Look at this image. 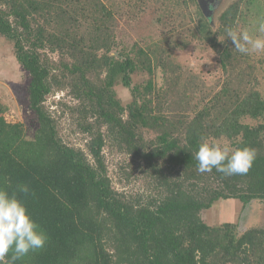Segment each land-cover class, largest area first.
<instances>
[{
	"label": "trees",
	"instance_id": "16d2710c",
	"mask_svg": "<svg viewBox=\"0 0 264 264\" xmlns=\"http://www.w3.org/2000/svg\"><path fill=\"white\" fill-rule=\"evenodd\" d=\"M176 3L197 17V32L222 67L233 70V79L207 102L195 103V78L172 63L169 48L120 47L119 19L109 0H0V37L13 43L30 76L29 108L39 124L28 139L23 124L0 104V188L15 192L48 236L42 249L15 264H264V226L242 231L238 222L205 220L215 207L225 216V205L234 200L245 209L264 205V124L244 122L264 117V97L239 88L242 54L226 37L243 20L241 1L224 9L217 32L198 0ZM116 50L119 55L110 54ZM50 54L60 59L54 62ZM135 74L145 78L133 85ZM119 85L133 92L127 106L115 91ZM64 90L77 101L79 129L89 136L85 149L64 142L45 107L49 95ZM145 130L155 138L147 139ZM202 138L255 149L251 169L231 176L198 172L193 154ZM108 140L141 162L155 181L156 197L115 190L104 155ZM19 185L29 192L20 193Z\"/></svg>",
	"mask_w": 264,
	"mask_h": 264
},
{
	"label": "rangeland",
	"instance_id": "374dc122",
	"mask_svg": "<svg viewBox=\"0 0 264 264\" xmlns=\"http://www.w3.org/2000/svg\"><path fill=\"white\" fill-rule=\"evenodd\" d=\"M107 1V0H105ZM113 10L117 11L118 36L120 47L128 51L134 46L149 47L159 44L162 48L172 51L170 60L175 66H180L184 71L193 75L195 89L199 94L195 103L208 101L207 96L221 90L223 84L233 79V70H225L221 63V57L212 48L209 40L196 30L197 17L192 20L189 11L183 13L176 0H109ZM238 0H219L214 9L211 19L204 18L209 22L214 32L220 26L221 13L229 5ZM241 1L243 20L239 22L235 31L247 30L253 37L261 35L258 32L259 22L264 18V0H239ZM196 8V7H195ZM189 10L194 13V6ZM182 14L187 15L184 25L181 24ZM203 14V13H202ZM212 31V32H213ZM220 41L223 37L219 38ZM119 50L113 51L120 54ZM242 54V64L236 69L241 73L239 88L243 92L251 89L260 91L264 97V52H249ZM114 54V55H117ZM52 61L60 59L59 54H50ZM92 75V78H95ZM144 75H133V85L141 82ZM158 87H161V70L157 71ZM30 76L19 65L15 54L14 45L0 37V104L8 109L10 115L20 121L26 131L28 139L35 136L38 129V121L35 113L29 108L28 85ZM246 82V84H245ZM133 85L131 88L133 89ZM118 98L123 106H127L134 98L131 89L124 85L115 88ZM155 94V93H154ZM213 95V94H212ZM77 101L73 99L67 90L57 91L48 96L45 107L56 119L59 133L64 142L72 147L86 148L89 141L88 134L80 131L78 115L74 112ZM244 122L251 126L264 124V117L259 120L245 119ZM147 139L155 138L153 132L145 130ZM233 149L232 142L226 139L220 140ZM114 142L107 141L104 149L108 174L116 191L124 193L128 197L140 196L147 200L157 196L155 181L146 174V168L137 162L125 149ZM228 203V202H227ZM234 206V211H232ZM225 216L215 207L205 215V220L210 224H220L224 221L239 223V228L244 231L254 226H264V205L252 203L246 209L239 201H231L225 205Z\"/></svg>",
	"mask_w": 264,
	"mask_h": 264
},
{
	"label": "clouds",
	"instance_id": "9594fccd",
	"mask_svg": "<svg viewBox=\"0 0 264 264\" xmlns=\"http://www.w3.org/2000/svg\"><path fill=\"white\" fill-rule=\"evenodd\" d=\"M258 32L253 37L247 30H226V37L240 53L264 52V18L259 22ZM256 150L250 147L231 149L217 138H202L198 150L193 154L197 171L211 172L213 169L225 175H245L251 169ZM18 191L27 194V185H19ZM48 236L33 219L26 204L16 193L9 194L0 188V264H15L30 251L42 249ZM12 253L9 257V253Z\"/></svg>",
	"mask_w": 264,
	"mask_h": 264
},
{
	"label": "water",
	"instance_id": "95a60500",
	"mask_svg": "<svg viewBox=\"0 0 264 264\" xmlns=\"http://www.w3.org/2000/svg\"><path fill=\"white\" fill-rule=\"evenodd\" d=\"M198 4L203 15L210 20L214 14V9H216L219 4V0H198ZM110 54L114 55L117 53L111 52Z\"/></svg>",
	"mask_w": 264,
	"mask_h": 264
}]
</instances>
